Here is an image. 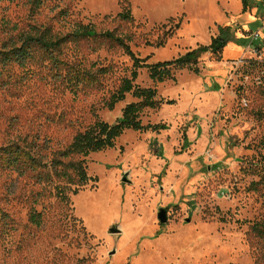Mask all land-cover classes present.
Instances as JSON below:
<instances>
[{
  "label": "rangeland",
  "instance_id": "1",
  "mask_svg": "<svg viewBox=\"0 0 264 264\" xmlns=\"http://www.w3.org/2000/svg\"><path fill=\"white\" fill-rule=\"evenodd\" d=\"M129 5L135 22L127 24L105 21L126 0H62L73 21L130 37L132 51L149 65L210 46L221 29L235 34L219 59L203 56L200 73L176 71L175 81L154 84L147 69L139 71L136 84L156 89L164 101L145 110L142 122L160 129L128 130L115 148L92 154L86 165L97 180L78 195L68 191L70 205L56 198L55 186L33 187L0 170V206L17 225L9 236L0 232V264H264V239L252 230L264 227V0ZM52 7L48 2L38 21L68 32ZM28 19L24 1L1 3L0 43ZM63 60L56 68L38 53L25 68L0 66V147L37 142L51 155L97 121L117 123L138 101L128 95L113 111L105 106L132 75L134 62L121 48L72 43ZM68 65L109 73L73 90ZM41 190L37 227L29 212Z\"/></svg>",
  "mask_w": 264,
  "mask_h": 264
},
{
  "label": "trees",
  "instance_id": "2",
  "mask_svg": "<svg viewBox=\"0 0 264 264\" xmlns=\"http://www.w3.org/2000/svg\"><path fill=\"white\" fill-rule=\"evenodd\" d=\"M5 1L0 0V4ZM24 1L29 8V23L24 26L16 25V35L0 43V66L7 67L12 64L25 68L28 63L36 59L38 53H42L52 64L58 68L65 61L64 49L69 44H82L88 41H103L111 47L121 48L134 62L131 78H124L119 89L106 102V108L113 111L119 103L125 102L128 95H132L137 102L131 103L123 110V117L115 124L97 121L85 132L78 133L71 144L64 150L53 152L48 155V144L39 145L37 142H15L6 147H0V170L16 173L19 178L26 180L33 187L55 186L56 198L61 203L70 205L68 191L78 195L82 188L95 182L97 179L90 177L86 160L95 153L104 152L116 147L117 141L128 131L147 132L157 130L160 127L147 125L142 122L141 115L147 109L156 110L163 104L158 99V91L154 88H142L136 84L139 71L147 69L150 79L154 84H162L175 81L176 71L189 70L200 73V63L204 55L211 54L220 58L225 47L231 42L235 34L231 29H221L219 37L214 38L210 46L200 47L188 52L185 56L166 63L149 65L148 60L140 59L132 51L130 43L132 39L128 36L118 34L116 31H98L94 24L84 25L82 22L73 21L74 13L70 9L62 7V0H20ZM51 2L52 12H58L56 18L60 23L69 27L64 33L55 31L54 26L38 21L43 7ZM248 6V0H244ZM127 6L115 18L107 16L105 21L134 23L135 18L126 0ZM64 27V28H65ZM148 46H153L147 43ZM164 41L157 43V47H163ZM69 70L66 79L70 87L75 90L80 84H97L100 75L109 73V69H101L97 73L85 69L74 70V66H64ZM59 76V75H58ZM173 104V101L166 102ZM51 156V157H50ZM74 188V189H73ZM46 198L43 190L32 196V207L29 212L31 224L40 227L43 223V215L38 213L35 206L40 200ZM253 233L264 239V227L255 225ZM17 231V225L10 213L0 206V232L11 235Z\"/></svg>",
  "mask_w": 264,
  "mask_h": 264
},
{
  "label": "water",
  "instance_id": "3",
  "mask_svg": "<svg viewBox=\"0 0 264 264\" xmlns=\"http://www.w3.org/2000/svg\"><path fill=\"white\" fill-rule=\"evenodd\" d=\"M158 219L160 223L166 224L168 222L167 211L161 210L160 213L158 214Z\"/></svg>",
  "mask_w": 264,
  "mask_h": 264
}]
</instances>
